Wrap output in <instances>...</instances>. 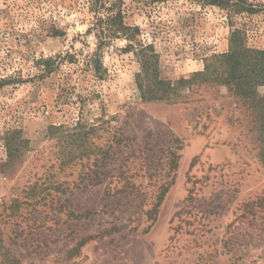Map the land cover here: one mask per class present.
<instances>
[{
    "label": "rangeland",
    "instance_id": "obj_1",
    "mask_svg": "<svg viewBox=\"0 0 264 264\" xmlns=\"http://www.w3.org/2000/svg\"><path fill=\"white\" fill-rule=\"evenodd\" d=\"M88 1L0 0L2 246L20 264H264V83L246 96L220 74L194 78L227 52L233 29L264 54V0H102L132 30L101 49L87 32ZM140 45L159 79L190 81L143 98ZM66 53L42 70V58ZM95 53L102 77L88 64ZM78 119L125 137L105 176L60 165L49 127ZM170 152L179 159L169 174ZM167 174L173 182L148 213ZM34 183L57 189L15 208Z\"/></svg>",
    "mask_w": 264,
    "mask_h": 264
},
{
    "label": "trees",
    "instance_id": "obj_2",
    "mask_svg": "<svg viewBox=\"0 0 264 264\" xmlns=\"http://www.w3.org/2000/svg\"><path fill=\"white\" fill-rule=\"evenodd\" d=\"M219 4L218 2H214ZM88 9L93 14L94 20L91 22L87 29V32L93 33L100 47L110 44V42L122 36L129 37L130 29L125 23L120 10H113V6L106 7L102 0H89ZM150 46H141L136 53L140 57L141 71L137 74V87L141 91L143 98L147 100L162 99L164 94L173 90L177 83H185L190 80L180 79L178 81L161 80L157 73H155V54H144L145 50H149ZM95 58L92 60V58ZM64 59L71 60L70 54H57L53 57L42 58L39 64L42 63V70L46 73H51L57 69L60 65V61ZM221 60V61H220ZM217 61L219 62L217 64ZM88 64L91 65L94 72L101 76V71H104L103 66L99 60L97 53L90 55ZM217 73L224 76L222 80L224 84H230L242 91V94L246 96L251 94L253 89L258 85L264 83V54L261 50L248 48L244 45V34L240 29H233L229 38V49L226 53L213 56L210 60H206L203 70L197 72L194 78H207L210 74ZM146 89V90H144ZM146 95V96H145ZM264 131V122L261 126ZM106 129H102L99 124H88L80 119L71 127H63L62 125H53L49 127L48 138L55 141V145L58 148V156L60 165L70 166L72 164L82 163L88 170L96 168L99 172H93L95 177L105 176L108 173V168L115 162L114 155L116 147H119L124 136L116 134L115 132H106ZM103 132H106L104 135ZM15 131H9L5 134L4 143L7 153V158L12 160L16 156L18 149ZM96 139H101V142H96ZM263 146L261 148V157L264 164V137ZM170 159L168 163V173L175 171L177 168V162L179 155L177 153L170 152ZM125 170H120L117 176L123 177V179H130L131 175H123ZM173 175L171 179L166 180L158 186V191L155 196V201L152 204V208L148 213H156L157 209L162 202L167 190L173 182ZM127 185V184H126ZM50 187L52 185H44L34 183L27 189L23 190L25 200L20 201L18 198L13 202L17 204L18 208L20 203L29 207L38 203H45V200L49 196ZM57 189V187H53ZM109 190H115L111 188ZM116 191V190H115ZM34 200V201H33ZM53 199H49V206L52 207ZM46 205V204H44ZM31 207V206H30ZM33 208V207H32ZM52 209V208H51ZM57 210H61V206L57 207ZM84 214L72 216L83 218ZM81 240L78 244L83 243ZM77 246V247H78ZM0 263L1 264H20L19 260L15 258L4 246H2V239L0 238Z\"/></svg>",
    "mask_w": 264,
    "mask_h": 264
}]
</instances>
